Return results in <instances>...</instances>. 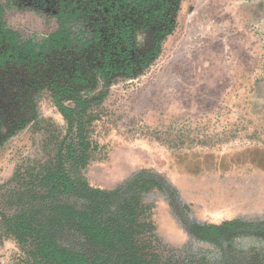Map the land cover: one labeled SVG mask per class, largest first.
Listing matches in <instances>:
<instances>
[{"label": "rangeland", "instance_id": "1", "mask_svg": "<svg viewBox=\"0 0 264 264\" xmlns=\"http://www.w3.org/2000/svg\"><path fill=\"white\" fill-rule=\"evenodd\" d=\"M178 8L158 55L135 76L94 75L75 87L95 98L87 138L96 149L85 179L92 188L128 196L140 189L139 179L164 180L163 191L141 197L165 250L223 264L224 249L240 254L235 264H264V0H179ZM40 17L12 11L7 24L24 39L42 41L57 26ZM48 59L51 67L59 64ZM44 72L36 74L41 83ZM24 119L0 146V264L33 262L31 241L20 243L5 222L20 197L22 181L13 178L51 160L68 130L45 85L29 95ZM190 153L220 156L225 167L193 173L178 163ZM234 220L252 227L222 245L192 232L194 224Z\"/></svg>", "mask_w": 264, "mask_h": 264}, {"label": "trees", "instance_id": "2", "mask_svg": "<svg viewBox=\"0 0 264 264\" xmlns=\"http://www.w3.org/2000/svg\"><path fill=\"white\" fill-rule=\"evenodd\" d=\"M2 31L0 39L14 34L4 28ZM172 31L173 27L165 31L166 36ZM76 41L62 24L46 45L59 50ZM46 45H41L40 57ZM35 49L30 43H12L0 53V63L12 53L28 56L20 61H29L38 55ZM104 71V67L99 69ZM73 86L57 88L53 94L56 108L68 123L67 136L57 143L54 157L38 170L29 168L27 175L17 171L13 178L22 181L17 190L20 197L16 211L6 216L5 222L20 243L31 241V264H213L207 256L165 250L152 233L154 226L146 221L150 207L141 196L154 189L163 191L166 181L139 179L136 185L140 189L133 196L123 195L121 189L106 191L89 185L84 171L96 149L87 138L95 98L81 95ZM168 188L177 194L173 186ZM183 209L188 211L189 206L183 205ZM249 226L235 220L222 225L194 224L192 232L197 238L222 245L224 238L235 237ZM222 254L223 264H235L240 255L224 249Z\"/></svg>", "mask_w": 264, "mask_h": 264}, {"label": "flooded vegetation", "instance_id": "3", "mask_svg": "<svg viewBox=\"0 0 264 264\" xmlns=\"http://www.w3.org/2000/svg\"><path fill=\"white\" fill-rule=\"evenodd\" d=\"M178 7L179 0H0V33L2 28L14 33L10 37L2 35L0 53L12 43H30L38 53L29 61H20L28 56L12 53L0 63V146L6 137L24 127L29 95L42 85L54 94L58 86H85L94 75L104 80L135 76L158 53L165 31L174 27ZM12 11L55 20V31L64 24L77 41L50 50L46 44L55 31L46 40L24 39L7 24ZM44 44L46 49L40 57ZM52 56L59 58V64L53 67L48 59ZM103 67L105 71L99 72ZM41 69L46 75L42 83L36 80ZM56 76L68 81L59 83Z\"/></svg>", "mask_w": 264, "mask_h": 264}, {"label": "crops", "instance_id": "4", "mask_svg": "<svg viewBox=\"0 0 264 264\" xmlns=\"http://www.w3.org/2000/svg\"><path fill=\"white\" fill-rule=\"evenodd\" d=\"M179 165L186 164L184 167L190 170L193 173L203 170H215L220 169L221 167H225L224 162H219L220 156H214L212 154H197L190 153L184 154L179 157ZM222 165V166H220Z\"/></svg>", "mask_w": 264, "mask_h": 264}]
</instances>
